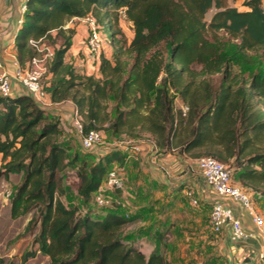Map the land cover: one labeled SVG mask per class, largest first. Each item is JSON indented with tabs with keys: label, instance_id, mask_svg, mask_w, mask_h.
<instances>
[{
	"label": "trees",
	"instance_id": "1",
	"mask_svg": "<svg viewBox=\"0 0 264 264\" xmlns=\"http://www.w3.org/2000/svg\"><path fill=\"white\" fill-rule=\"evenodd\" d=\"M263 3L243 0L240 9L230 0H26L17 58L26 67L35 54L30 40L49 44L53 38L45 89L53 103H74L85 131L104 128L112 137L150 132L161 149L215 157L233 168L246 192L264 194ZM88 15L114 47L113 59L97 55L100 78L66 60L75 34L67 23ZM123 17L133 23L130 41ZM177 98L186 111L177 108ZM60 123L28 93L0 95V178L21 175L10 193L11 216L32 213L25 233L37 245L24 259L40 253L49 264H173L160 249L158 232H145L155 241L149 254L124 232L147 210L128 216L112 200L101 207L104 213L90 211L108 172L127 164L129 148L81 154L62 139ZM69 165L76 167V191L87 209L61 198Z\"/></svg>",
	"mask_w": 264,
	"mask_h": 264
},
{
	"label": "crops",
	"instance_id": "2",
	"mask_svg": "<svg viewBox=\"0 0 264 264\" xmlns=\"http://www.w3.org/2000/svg\"><path fill=\"white\" fill-rule=\"evenodd\" d=\"M25 2L26 0H0V63H2L3 68L12 74L19 66L15 37L21 26L20 19L23 17L22 6ZM240 9H245V7H240ZM68 25L75 28V34L66 54V60L73 63L80 73L93 74L97 78L102 77L99 69V56L91 54L84 40L86 37V26L74 21V19ZM20 94H27L26 89L19 82L13 81L12 96ZM49 100L50 104L44 109L49 114L57 116L60 119V125L67 129L68 125L72 124V114L75 110L74 103L71 100L53 103L50 97ZM177 103L179 105L177 107L183 109V102L178 100ZM128 133L123 132L118 136L112 137L110 141L106 142L105 148L108 149L114 146L121 150H126L128 147L129 158L137 161L141 158V160L148 162L154 170V172L150 171L144 175L146 185L143 187L144 191L126 189L119 196L118 202L128 216L134 217L141 210H147L145 216L137 218L140 222L137 225L140 226L137 228L138 231L133 233L132 239L135 245L137 244L136 242L142 243L144 246L138 247L145 254H149L154 249L153 246L147 247V243L142 241L144 238L147 240L151 239L145 232L149 229L155 232L162 222L168 225L173 223L174 219L171 215L174 213V208L166 207L165 201L168 200V197L164 199V196L171 191L172 187L184 183L187 187H191V191L194 197L198 199V203L203 202L207 208H210V205L219 200L232 206L235 214L242 220L245 230L250 233L248 238L235 241L231 238L230 226L228 224L225 225L217 239L218 250L223 264H264L259 258L260 252L264 251V233L256 227L251 213L240 201H234L229 197H221L207 183L198 168L197 159L199 157L197 155L180 151V147H173L165 151L156 144L153 135L147 131L139 132L136 130L133 132L136 134L135 136H131ZM133 146H139L140 150L135 151ZM123 168L125 178L128 180L127 171L129 168H126V165ZM248 190L256 210L264 216V194L251 189ZM137 193L143 195L141 202L136 199L138 197ZM209 216L210 212L208 218ZM191 219L194 224L199 223V218L196 215H193ZM131 224L128 228L131 227ZM140 229L144 230L143 234L139 233Z\"/></svg>",
	"mask_w": 264,
	"mask_h": 264
},
{
	"label": "rangeland",
	"instance_id": "3",
	"mask_svg": "<svg viewBox=\"0 0 264 264\" xmlns=\"http://www.w3.org/2000/svg\"><path fill=\"white\" fill-rule=\"evenodd\" d=\"M242 2L243 0H230L231 5L239 8L243 7ZM215 11L216 8L213 7L207 12L206 19L208 21L211 19ZM74 21L86 26V37L84 40L87 45V36L90 31L89 23H87L84 18H74ZM70 22L71 21L68 23ZM68 23L67 26L72 27L71 25H68ZM121 25L130 41L134 35L133 23L126 17H123ZM53 34H56V32ZM52 41L53 38H50L48 43L52 44ZM101 52L108 54V56L113 59L114 47L111 42L106 39V34L104 32H102V49L99 53ZM100 73L102 76L101 70ZM218 77L219 76H215L214 79L216 80ZM178 100L183 102L181 98H177L175 101L176 106H179L177 103ZM113 104V101H109V111L112 109ZM71 123L72 124H69L68 128L65 129V136H63L62 139L67 140L68 143H70L73 148H77L81 154L95 155L97 152H102L107 149L105 148L107 145L106 142L110 141L112 136L104 128H101L104 134V142L94 148L85 150L81 146L80 135L73 123V114ZM105 125H108V122H106ZM131 159L132 158H129L126 164V168H129L127 171L129 179H126L125 189L119 192L116 190L113 191L114 195L116 193L117 196H112L110 199L111 201L115 200L113 201L114 205L117 204L121 206L118 202L119 196L122 195L123 191L126 189L144 191L145 189H143V187L146 186L144 175L150 171L154 172L152 166L143 159L141 160V158H139L138 164L131 163ZM75 178L76 167L74 165H69L63 172V184L66 188V192L61 198L67 205H79L82 209H87L88 205L82 204L76 191V184L74 182L76 180ZM20 182L21 175L19 174H12L9 179L0 178V264H49V257L40 253L34 257H29L26 260L23 257V253L26 250L35 249L37 245H33V234L31 232L25 233V227L30 220L32 213L24 214L16 219L11 216L10 193ZM189 190H191V187H187L186 184L183 183L172 187L171 191L164 196V199L168 197V200L165 201L166 207L174 208V213L171 215L174 221L169 225L165 224V222L159 224L156 232L162 237L160 249L163 254L173 262V264H223L222 257L218 250L217 240L220 233L214 232L208 223V215L211 210V205L210 208H207L206 205L204 206L203 202L194 205L188 195ZM139 194L136 199L141 202L143 197H140ZM91 204V212L104 213L106 211L104 208L98 207L96 204ZM193 215H196V217L199 218L198 224L192 222L191 217ZM138 222L139 219L132 221L131 227H127L124 231L125 234H132L135 231H138L137 228L140 226L137 225ZM139 231H141V229ZM142 241L147 243V247L153 246L155 248V241H152V238L149 240L144 238ZM136 243L137 247L144 246L140 242Z\"/></svg>",
	"mask_w": 264,
	"mask_h": 264
},
{
	"label": "built area",
	"instance_id": "4",
	"mask_svg": "<svg viewBox=\"0 0 264 264\" xmlns=\"http://www.w3.org/2000/svg\"><path fill=\"white\" fill-rule=\"evenodd\" d=\"M26 11V2L22 6V13ZM23 17L20 19L22 22ZM89 23L90 31L87 36V46L92 55H98L102 47V37L97 29L95 19L92 15L84 17ZM30 44L35 49L34 56L29 60L26 67L20 64L12 74L3 68L0 63V95H12L13 81H17L24 86L27 93L43 108L50 104L49 94L45 89L46 75L48 73V63L54 54V47L41 39H31ZM184 111L187 107H183ZM73 123L80 135L81 145L85 149H91L104 142L102 130L92 129L85 131L82 116L77 108L73 112ZM128 148V147H127ZM135 151H139V146H133ZM200 172L205 177L207 183L212 186L217 193L223 197H229L234 201H240L252 215L256 227L264 233V216L259 213L253 205L251 196L233 179V168L228 164L212 156H201L197 159ZM126 184L124 168H114L110 170L105 181L99 187L94 196V203L98 207L108 206L112 201L108 194L110 190H124ZM188 195L194 205H198V199L194 197L191 190ZM209 224L216 233H221L225 225L231 228V238L235 241L246 239L250 236L245 230L242 220L235 214L232 206L223 201L214 202L211 205ZM260 260L264 263V251L259 254Z\"/></svg>",
	"mask_w": 264,
	"mask_h": 264
}]
</instances>
